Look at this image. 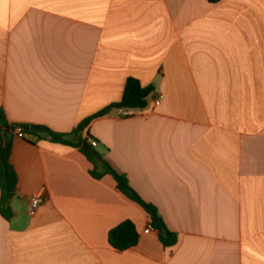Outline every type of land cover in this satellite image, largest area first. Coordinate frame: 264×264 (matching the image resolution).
Instances as JSON below:
<instances>
[{"label": "crops", "instance_id": "1", "mask_svg": "<svg viewBox=\"0 0 264 264\" xmlns=\"http://www.w3.org/2000/svg\"><path fill=\"white\" fill-rule=\"evenodd\" d=\"M129 78L154 87L149 106L115 109L81 140L158 208L176 245L78 148L15 135L0 264H264V0H0L11 126L70 135L121 102ZM126 221L140 240L119 251L109 235Z\"/></svg>", "mask_w": 264, "mask_h": 264}, {"label": "trees", "instance_id": "2", "mask_svg": "<svg viewBox=\"0 0 264 264\" xmlns=\"http://www.w3.org/2000/svg\"><path fill=\"white\" fill-rule=\"evenodd\" d=\"M223 0H208L212 5H217ZM154 87H143L141 83L129 78L126 83L125 91L121 102L112 104L99 113L87 118L81 122L74 132L70 135L55 133L44 126L23 125L27 134L34 135L40 139H50L54 143L70 145L78 148L88 160L93 164L94 169L91 175L96 180H101L105 176H111L117 183L118 189L131 201L139 205L150 217L152 226L160 232L163 245L166 248L174 247L177 243L176 235L170 232L158 210V208L143 200V198L132 188L127 176L118 173L104 156L99 153L89 143V139L81 140L83 133L97 119L108 116L113 110H144L149 106V99L154 94ZM17 126H11L5 112L0 108V188L1 201L0 213L3 217L11 220L13 212L10 208V202L15 197L18 187V176L11 162L14 130ZM71 138H79L78 143L71 141ZM90 148L92 153L86 152L83 147ZM109 240L111 246L119 251H126L136 247L140 240V235L136 226L131 221H126L110 232Z\"/></svg>", "mask_w": 264, "mask_h": 264}, {"label": "built area", "instance_id": "3", "mask_svg": "<svg viewBox=\"0 0 264 264\" xmlns=\"http://www.w3.org/2000/svg\"><path fill=\"white\" fill-rule=\"evenodd\" d=\"M162 100H163V96H159L156 100H155V106L156 107H159L161 106V103H162ZM119 115L123 118H129V117H132L133 114L131 113L130 110H125V109H122V110H119ZM14 135H16L18 138H21V139H25L28 137V134L25 132V130L23 129V127L21 126H17L14 130ZM89 143L91 144L92 147L94 148H97L98 147V142L94 139H89ZM30 204H31V207H32V211L33 212H36L40 206L43 204V198L40 197V196H37V197H33L31 200H30ZM153 230L152 227H149L147 230H146V233H150L151 231Z\"/></svg>", "mask_w": 264, "mask_h": 264}, {"label": "water", "instance_id": "4", "mask_svg": "<svg viewBox=\"0 0 264 264\" xmlns=\"http://www.w3.org/2000/svg\"><path fill=\"white\" fill-rule=\"evenodd\" d=\"M83 149L86 151V152H89V153H92V150L90 148H87V147H83Z\"/></svg>", "mask_w": 264, "mask_h": 264}]
</instances>
